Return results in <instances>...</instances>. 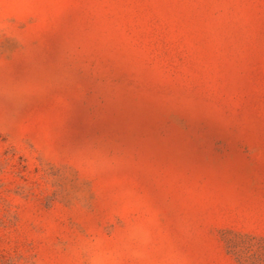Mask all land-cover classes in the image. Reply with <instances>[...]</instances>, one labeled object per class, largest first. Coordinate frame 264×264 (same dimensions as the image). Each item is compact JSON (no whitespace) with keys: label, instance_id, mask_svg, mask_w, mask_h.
Instances as JSON below:
<instances>
[{"label":"rangeland","instance_id":"rangeland-1","mask_svg":"<svg viewBox=\"0 0 264 264\" xmlns=\"http://www.w3.org/2000/svg\"><path fill=\"white\" fill-rule=\"evenodd\" d=\"M0 264H264V0H0Z\"/></svg>","mask_w":264,"mask_h":264}]
</instances>
